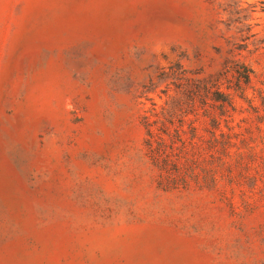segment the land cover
<instances>
[{"label": "rangeland", "instance_id": "obj_1", "mask_svg": "<svg viewBox=\"0 0 264 264\" xmlns=\"http://www.w3.org/2000/svg\"><path fill=\"white\" fill-rule=\"evenodd\" d=\"M0 264H264V0H0Z\"/></svg>", "mask_w": 264, "mask_h": 264}, {"label": "trees", "instance_id": "obj_2", "mask_svg": "<svg viewBox=\"0 0 264 264\" xmlns=\"http://www.w3.org/2000/svg\"><path fill=\"white\" fill-rule=\"evenodd\" d=\"M249 73H250V69L246 68L244 69V71L242 73H239V76L243 77V79L245 81H248L249 79Z\"/></svg>", "mask_w": 264, "mask_h": 264}]
</instances>
